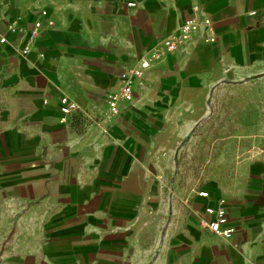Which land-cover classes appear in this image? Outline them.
Returning <instances> with one entry per match:
<instances>
[{
    "label": "crops",
    "instance_id": "1",
    "mask_svg": "<svg viewBox=\"0 0 264 264\" xmlns=\"http://www.w3.org/2000/svg\"><path fill=\"white\" fill-rule=\"evenodd\" d=\"M194 5L215 40L154 61L109 120L121 72ZM0 31V264H264V153L206 196L166 168L201 137L264 147V0H0ZM220 199L232 237L201 224Z\"/></svg>",
    "mask_w": 264,
    "mask_h": 264
},
{
    "label": "built area",
    "instance_id": "2",
    "mask_svg": "<svg viewBox=\"0 0 264 264\" xmlns=\"http://www.w3.org/2000/svg\"><path fill=\"white\" fill-rule=\"evenodd\" d=\"M193 14L187 18L181 25L180 29L166 38H164L149 56L140 60L138 65L125 68L121 74V86L119 91L110 93L108 96L107 118L109 120L118 116L120 113V102L125 101L132 103L135 99V86L139 79L143 78L148 69L151 68L154 61L162 59L167 54L180 53L185 50L187 45L198 35L203 34L204 40L213 42L215 37L210 33L212 27L211 19L205 15L202 8L198 5L192 7ZM44 21L37 20L29 32V44L35 41L42 34L44 26H53L54 20L50 19L46 10L41 11ZM24 28H20V32H24ZM7 43V37L0 31V46ZM29 44L25 45L23 52H29ZM79 108L78 104L67 97L61 98L60 110L63 114L62 120L66 119V115ZM206 196L207 192L199 193ZM226 200L220 199L217 207H207L201 224L209 229L212 233L225 237H232L235 228L230 225L227 215Z\"/></svg>",
    "mask_w": 264,
    "mask_h": 264
},
{
    "label": "rangeland",
    "instance_id": "3",
    "mask_svg": "<svg viewBox=\"0 0 264 264\" xmlns=\"http://www.w3.org/2000/svg\"><path fill=\"white\" fill-rule=\"evenodd\" d=\"M208 139L214 143L205 144L206 137H201L199 147H171L167 152L166 168L172 171V185L180 176L183 191L190 186L198 192L215 185L230 187L239 181V171L264 153V147H239L244 146L241 136L215 135Z\"/></svg>",
    "mask_w": 264,
    "mask_h": 264
}]
</instances>
